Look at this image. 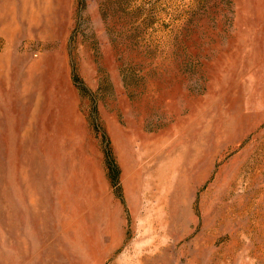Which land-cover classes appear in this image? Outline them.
Listing matches in <instances>:
<instances>
[{
    "label": "rangeland",
    "instance_id": "374dc122",
    "mask_svg": "<svg viewBox=\"0 0 264 264\" xmlns=\"http://www.w3.org/2000/svg\"><path fill=\"white\" fill-rule=\"evenodd\" d=\"M0 264H264V0H0Z\"/></svg>",
    "mask_w": 264,
    "mask_h": 264
},
{
    "label": "trees",
    "instance_id": "16d2710c",
    "mask_svg": "<svg viewBox=\"0 0 264 264\" xmlns=\"http://www.w3.org/2000/svg\"><path fill=\"white\" fill-rule=\"evenodd\" d=\"M112 171H113V170H112ZM113 175H114V176L116 175V176H115V179H117V173H116V172H114V174H113Z\"/></svg>",
    "mask_w": 264,
    "mask_h": 264
}]
</instances>
